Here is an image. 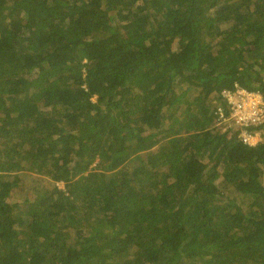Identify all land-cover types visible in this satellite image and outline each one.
<instances>
[{
	"label": "trees",
	"instance_id": "1",
	"mask_svg": "<svg viewBox=\"0 0 264 264\" xmlns=\"http://www.w3.org/2000/svg\"><path fill=\"white\" fill-rule=\"evenodd\" d=\"M238 90L264 0H0V264H264Z\"/></svg>",
	"mask_w": 264,
	"mask_h": 264
},
{
	"label": "built area",
	"instance_id": "2",
	"mask_svg": "<svg viewBox=\"0 0 264 264\" xmlns=\"http://www.w3.org/2000/svg\"><path fill=\"white\" fill-rule=\"evenodd\" d=\"M225 95H227L228 102L231 105L228 119L231 118L237 125L252 124L255 127L263 125L264 128V100L260 94L238 90L236 94L226 93ZM225 119L226 118H223V121ZM242 135L244 141L250 144H254L251 139L252 136H254L253 139L255 138L257 140L255 143L261 139L259 133L256 137L255 133L252 135L243 132Z\"/></svg>",
	"mask_w": 264,
	"mask_h": 264
},
{
	"label": "rangeland",
	"instance_id": "3",
	"mask_svg": "<svg viewBox=\"0 0 264 264\" xmlns=\"http://www.w3.org/2000/svg\"><path fill=\"white\" fill-rule=\"evenodd\" d=\"M257 134H258V132H255V137H256ZM253 137H254V136H252L251 139H252V142L255 143V141H257V140H256L255 138L253 139ZM262 183H264V177H263V179H262ZM58 185H59L60 187L63 186L62 183H58Z\"/></svg>",
	"mask_w": 264,
	"mask_h": 264
}]
</instances>
